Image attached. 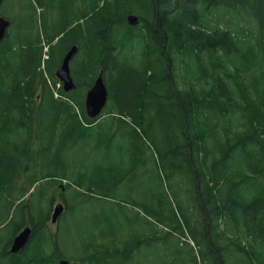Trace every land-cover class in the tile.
<instances>
[{
  "label": "trees",
  "instance_id": "16d2710c",
  "mask_svg": "<svg viewBox=\"0 0 264 264\" xmlns=\"http://www.w3.org/2000/svg\"><path fill=\"white\" fill-rule=\"evenodd\" d=\"M13 4L16 17L0 12V230L13 233L0 264H264V0ZM100 71L109 101L91 119ZM54 192L67 205L55 231ZM87 209L110 215L82 227Z\"/></svg>",
  "mask_w": 264,
  "mask_h": 264
},
{
  "label": "water",
  "instance_id": "95a60500",
  "mask_svg": "<svg viewBox=\"0 0 264 264\" xmlns=\"http://www.w3.org/2000/svg\"><path fill=\"white\" fill-rule=\"evenodd\" d=\"M3 0H0V7ZM127 21L131 26H136L139 23V18L135 15H129L127 17ZM11 23L5 20L0 16V43L5 39L7 30L10 27ZM78 48L73 47L68 54L65 56L62 66L57 71V76L60 81L63 83L65 91L69 92L75 88V84L73 82V78L71 75L70 63L75 54L77 53ZM109 101V91L104 81L103 72L99 74L94 85L88 91L85 100V110L87 115L92 118H98L104 109L106 108ZM65 211V207L63 204H57L54 207V212L52 215V222L56 224L59 218L63 215ZM32 234L31 227H26L23 229L13 240L10 252L13 254H17L28 245L30 241V237ZM64 264V263H63Z\"/></svg>",
  "mask_w": 264,
  "mask_h": 264
},
{
  "label": "rangeland",
  "instance_id": "374dc122",
  "mask_svg": "<svg viewBox=\"0 0 264 264\" xmlns=\"http://www.w3.org/2000/svg\"><path fill=\"white\" fill-rule=\"evenodd\" d=\"M15 1L16 0H4L1 7H0V12H2L3 15L6 14L8 16L16 17L18 9L15 10L14 4H13V2H15ZM247 27H249V29H250V26L247 25ZM11 31L12 30H9V32H11ZM0 153H4L2 148L0 149ZM64 184H67V182ZM55 196H58V198L60 197L58 192L55 193ZM109 215H110V211H101V210H92V209H87L85 212H79L77 214L79 222H80L82 227L86 224V221L88 219H91V220L97 221V222H102ZM67 219L70 220V216H68ZM60 224H62V222ZM60 224H59V226H60ZM57 227L58 226H55L53 228V230L55 231L57 229ZM65 228H69L73 232H75V230H76V228L74 226H69V225H66ZM108 229L109 228L107 226H105V230H108ZM12 234L13 233L10 230L1 229L0 230V236L2 238V243H6L11 238Z\"/></svg>",
  "mask_w": 264,
  "mask_h": 264
},
{
  "label": "bare ground",
  "instance_id": "6f19581e",
  "mask_svg": "<svg viewBox=\"0 0 264 264\" xmlns=\"http://www.w3.org/2000/svg\"><path fill=\"white\" fill-rule=\"evenodd\" d=\"M189 69V68H188ZM82 79V78H81ZM56 87V86H55ZM77 88V87H76ZM80 88V87H79ZM80 90V89H79ZM198 208V207H197ZM198 212V211H197ZM195 213V212H194ZM208 214V213H207ZM197 219V218H196ZM213 222H215V221H213ZM263 241V240H262ZM187 242V241H186ZM261 247H263V246H261Z\"/></svg>",
  "mask_w": 264,
  "mask_h": 264
}]
</instances>
